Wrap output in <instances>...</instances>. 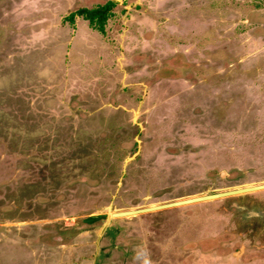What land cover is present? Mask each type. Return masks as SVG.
Wrapping results in <instances>:
<instances>
[{
  "label": "rangeland",
  "instance_id": "1",
  "mask_svg": "<svg viewBox=\"0 0 264 264\" xmlns=\"http://www.w3.org/2000/svg\"><path fill=\"white\" fill-rule=\"evenodd\" d=\"M263 184L264 0H0V264H264V189L118 217Z\"/></svg>",
  "mask_w": 264,
  "mask_h": 264
},
{
  "label": "water",
  "instance_id": "2",
  "mask_svg": "<svg viewBox=\"0 0 264 264\" xmlns=\"http://www.w3.org/2000/svg\"><path fill=\"white\" fill-rule=\"evenodd\" d=\"M260 189H264V184L263 185L254 186V187H250V188H246V189H238V190H235V191H228V192L218 193V194H215V195L199 196V197H195L193 199H187V200H184V201H176V202H173V203H169V204H164L162 206H158L156 209H162V208H167V207L184 205V204H188V203L205 201V200H209V199L221 198V197H225V196H228V195L241 194V193H245V192H248V191H255V190H260ZM145 211H151V210L150 209H141V210H138L137 213H143ZM134 214L135 213H132V212H121L118 217L129 216V215H134Z\"/></svg>",
  "mask_w": 264,
  "mask_h": 264
},
{
  "label": "bare ground",
  "instance_id": "3",
  "mask_svg": "<svg viewBox=\"0 0 264 264\" xmlns=\"http://www.w3.org/2000/svg\"><path fill=\"white\" fill-rule=\"evenodd\" d=\"M234 191H235V190H234ZM194 198H195V197H194ZM190 199H193V198H190ZM186 200H187V199H186ZM182 201H184V200H182ZM160 206H162V205H160ZM157 207H158V206H157ZM157 207H156V208H157ZM156 208H154V209H150V210H151V211H152V210H156ZM145 209H147V208H145ZM138 210H141V209H137V210H134V211H125V212H132V213L137 214V211H138Z\"/></svg>",
  "mask_w": 264,
  "mask_h": 264
},
{
  "label": "trees",
  "instance_id": "4",
  "mask_svg": "<svg viewBox=\"0 0 264 264\" xmlns=\"http://www.w3.org/2000/svg\"><path fill=\"white\" fill-rule=\"evenodd\" d=\"M95 13L96 11H93L91 14H90V17L93 18L95 16Z\"/></svg>",
  "mask_w": 264,
  "mask_h": 264
}]
</instances>
